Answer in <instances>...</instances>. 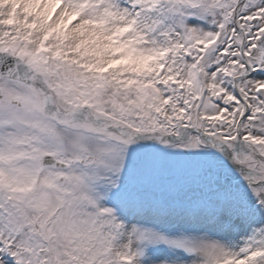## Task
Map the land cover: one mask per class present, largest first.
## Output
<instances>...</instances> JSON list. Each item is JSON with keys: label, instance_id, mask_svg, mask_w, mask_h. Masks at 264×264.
Here are the masks:
<instances>
[{"label": "snow or ice", "instance_id": "6c2138e0", "mask_svg": "<svg viewBox=\"0 0 264 264\" xmlns=\"http://www.w3.org/2000/svg\"><path fill=\"white\" fill-rule=\"evenodd\" d=\"M0 264H264V0H0Z\"/></svg>", "mask_w": 264, "mask_h": 264}]
</instances>
